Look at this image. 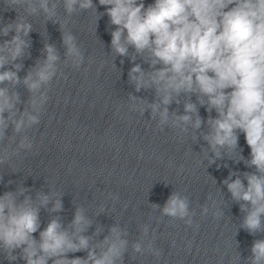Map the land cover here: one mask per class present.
<instances>
[{
  "label": "clouds",
  "instance_id": "obj_1",
  "mask_svg": "<svg viewBox=\"0 0 264 264\" xmlns=\"http://www.w3.org/2000/svg\"><path fill=\"white\" fill-rule=\"evenodd\" d=\"M0 2L4 11L16 12L8 22L0 16V38H4L0 39V166L36 147L30 133L41 123L54 79L63 75L62 66L79 70L85 62L68 28L69 19L93 11L96 24L104 15L109 18L113 67L116 57L128 58L132 63L128 83L137 93H153L151 102L128 93L129 110L141 116L149 112V119L161 131L169 128L190 134L193 140L202 139L207 146L201 145L200 152L209 166L231 160L251 169L229 170L222 183L243 213L239 227L252 236L264 233V0H153L147 5L145 0H98L104 12L97 11L94 0ZM41 18L44 25L49 21L59 25L63 58L54 44L45 42L43 57L21 77L24 60L31 57L33 20ZM21 87L27 92L26 100L18 90ZM173 104L176 109H171ZM181 105L182 114L178 112ZM201 107L208 114L206 119L200 115ZM240 134L250 149L247 158L239 145ZM223 166L228 167L227 163ZM31 192L20 184L0 194V255L9 264L17 260L24 264H125L128 232L119 223L102 239L98 238L101 227L86 235L93 220L77 206L67 225L53 215L41 230V209L50 214L63 211L61 194L36 191L33 197ZM207 199L215 207L211 194ZM209 211L205 204L201 214ZM212 214L220 219L223 212L217 208ZM161 215L193 226L195 211L190 210L188 196L173 191ZM140 237L131 244L132 251L159 259L162 252L155 247V232L149 238L145 224ZM78 252L86 255H69ZM244 261L264 264V239L253 240Z\"/></svg>",
  "mask_w": 264,
  "mask_h": 264
},
{
  "label": "water",
  "instance_id": "obj_2",
  "mask_svg": "<svg viewBox=\"0 0 264 264\" xmlns=\"http://www.w3.org/2000/svg\"><path fill=\"white\" fill-rule=\"evenodd\" d=\"M152 2L145 0L146 5ZM94 3L98 12H104L98 0ZM96 18L93 11H88L69 19L68 28L76 36L85 62L79 70L62 66L63 75L59 77L48 192L61 194L63 211L47 212L46 224L50 216L58 215L67 225L79 206L93 220L86 235L101 227L98 238L102 239L116 223L127 230L125 264H246L244 259L250 255L253 240L264 239V233L252 236L239 227L243 213L239 204L231 201L222 181L229 170L251 169L243 162L231 160L209 166L200 152L201 145L207 146L202 139L196 141L190 134L169 128L161 131L149 119V112L141 116L130 111L128 93L149 102L153 93H137L128 83L127 74L132 67L128 58L116 57V68L113 67L109 18L104 15L97 24ZM142 66L147 68L146 64ZM176 108L171 105V109ZM199 111L206 119L205 109L201 107ZM178 112L183 113L182 105ZM239 145L247 158L250 149L243 134ZM217 164L221 166L218 168ZM173 191L188 196L190 210L195 211L193 226L161 215ZM208 194L215 200V207L207 199ZM112 196L118 199L113 200ZM153 204L160 208L153 209ZM205 204L210 211L202 215ZM217 208L223 212L220 219L212 214ZM145 224L149 226V238L155 232V247L162 252L159 259L131 249V244L141 238ZM69 255L83 257L86 253Z\"/></svg>",
  "mask_w": 264,
  "mask_h": 264
}]
</instances>
